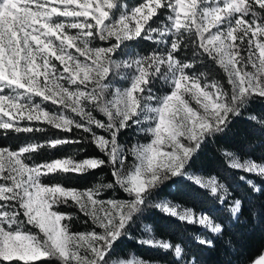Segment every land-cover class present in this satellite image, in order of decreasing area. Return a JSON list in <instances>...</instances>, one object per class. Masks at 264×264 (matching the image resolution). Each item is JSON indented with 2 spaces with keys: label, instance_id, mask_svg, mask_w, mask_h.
<instances>
[{
  "label": "snow or ice",
  "instance_id": "snow-or-ice-1",
  "mask_svg": "<svg viewBox=\"0 0 264 264\" xmlns=\"http://www.w3.org/2000/svg\"><path fill=\"white\" fill-rule=\"evenodd\" d=\"M161 18L162 26L152 27ZM97 38L107 46L91 47ZM137 40L163 45L164 51L117 58L127 42ZM242 46L247 56L241 54ZM190 47L193 59L178 58ZM196 57L221 67L230 93L197 72ZM248 65L254 71H247ZM115 77L127 80L128 86H116ZM158 79L170 89L164 95L153 92L151 85ZM253 96L264 98V0H142L132 7L121 0H0V130L45 131L20 127L19 120H43L64 133L81 130L107 157L114 178L86 190L47 185L41 182L43 176L85 174L106 161L25 162L42 148L87 143L86 136L18 150L0 147V264H44L45 258L60 264H146L111 259L133 215L150 206L152 189L169 177L185 176L202 142L223 132ZM37 97L39 103L34 102ZM46 102L58 112L46 111ZM133 127L151 134V142L123 147L119 137ZM129 155L134 158L131 165ZM232 167L264 178V163L236 161ZM187 179L213 194L222 187L215 178ZM246 182L261 190L252 180ZM102 188H119L128 198L101 199ZM70 202L90 219L91 231L71 230L73 216L58 209ZM155 207L212 233L222 231L204 213L181 211L169 202ZM240 209L236 200L231 212ZM26 226L37 231H26ZM197 240L213 246L211 239ZM140 243L173 251L176 264H199L179 244L154 239ZM249 264H264V253Z\"/></svg>",
  "mask_w": 264,
  "mask_h": 264
},
{
  "label": "trees",
  "instance_id": "trees-1",
  "mask_svg": "<svg viewBox=\"0 0 264 264\" xmlns=\"http://www.w3.org/2000/svg\"><path fill=\"white\" fill-rule=\"evenodd\" d=\"M121 2L132 7L142 0H121ZM118 14L119 12H116L117 16ZM163 22L162 18L156 20L152 27H161ZM91 45L107 46V42L97 38ZM242 47L244 51L241 54L247 56L246 46ZM155 50L163 52L164 46L146 40L130 41L127 42L126 47H122L120 56L117 58L127 59L129 56L135 58L148 55ZM178 58L193 59L191 47L188 51H181ZM196 60V70L207 75V82L218 81L225 91L230 93L231 86L227 76L218 64L206 58L196 57ZM248 67L252 66L248 65ZM113 79L114 82L117 81L116 86L128 85L125 79L120 77ZM151 86L157 95H163L170 90L167 84L160 79ZM35 100L39 101L40 98L37 97ZM43 106L48 110L58 112L57 106L51 103L46 102ZM93 114L98 119H103L102 114L98 112ZM230 119L231 123L223 132L206 138L202 142L201 147L186 165L185 176L169 177L151 190L148 197L150 206L133 215L127 234L115 244L111 259L137 255L147 260L176 264L173 251L140 243L148 239L166 241L173 245L179 244L186 254L197 257L199 264H248L262 253L264 250V178L247 173L243 169L233 168L232 163L233 157L240 160L252 158L264 163V98L253 96L241 109L240 114ZM18 124L20 127L44 128L45 131L17 133L10 130L5 133L0 130V147L19 149L28 144L44 143L52 139L89 137L88 142L83 144H64L56 148H42L25 160L28 164L44 163L58 157H70L75 160L96 157L106 161L101 167L85 174L55 173L43 176L41 178L43 183L61 184L79 189L113 183L111 165L107 163V157L90 142L89 134L76 129H73L72 133H64L43 120L39 122L20 120ZM143 127H147V124ZM94 131L98 135L105 134L99 129H94ZM150 138L151 134L133 127L125 131L119 137L118 142L126 149H130L133 145ZM133 161L134 158L129 155V165ZM192 172L215 175L217 183L222 186L221 189L213 194L210 190L196 185L187 179ZM247 180H252L261 190L254 191L246 182ZM101 195L119 199L128 198L127 194L119 188L115 191L102 188ZM162 198H167L180 207H189L196 213L205 211L214 223L221 225L222 231L212 233L203 226L188 224L176 216L162 212L155 207V204L159 203ZM235 200L241 202V209L233 215L231 208ZM58 209L73 216L74 219L70 225L72 231L92 230L90 219L71 202L68 205H59ZM25 230L32 233L37 231L31 226H26ZM197 238L211 239L213 246H202ZM44 264H60V262L55 258H45Z\"/></svg>",
  "mask_w": 264,
  "mask_h": 264
},
{
  "label": "rangeland",
  "instance_id": "rangeland-1",
  "mask_svg": "<svg viewBox=\"0 0 264 264\" xmlns=\"http://www.w3.org/2000/svg\"><path fill=\"white\" fill-rule=\"evenodd\" d=\"M135 6V5H134ZM119 15V14H118ZM74 32H75V30H71V33L72 34H74ZM91 47H106V46H103V45H97V46H95V45H91ZM70 51H72V53L74 54V55H78V54H76L75 53V51H74V49H72V50H70ZM57 64H58V62H57ZM59 66V65H58ZM247 71H249V72H251V71H254V69L252 68V67H248L247 68ZM203 84V83H202ZM128 86V85H127ZM127 86H124V87H127ZM120 87V86H119ZM121 88H123V87H121ZM170 91V90H169ZM4 94H10V90H8V89H5L4 90ZM164 94H166V93H164ZM163 94V95H164ZM34 102H36V103H39V101H37V100H35ZM192 103V106L193 107H195L196 105H195V102H191ZM42 107L46 110V111H48L49 113H57V111H51V110H48L47 108H45L43 105H42ZM26 114V113H25ZM5 119H7V117H5ZM20 121V120H19ZM19 121H18V123H19ZM151 142V138L150 139H148L147 141H145V142H142V143H139V144H147V143H150ZM8 148V147H7ZM11 149V148H10ZM11 150H18V149H11ZM68 158H70V157H58V158H55V159H52L51 161H47V162H44V163H49V162H53V161H55V160H57V159H60V160H64V159H68ZM86 158H96V157H86ZM86 158H83V159H86ZM72 159V158H71ZM83 159H81V160H83ZM97 159V158H96ZM75 160V159H74ZM249 160H251V161H255V160H253L252 158H245L244 160H240V159H238L237 157H233V162H236V161H238V162H240V163H244L245 161H249ZM77 161H79V160H77ZM255 162H257V163H261V162H258V161H255ZM44 163H38V164H44ZM29 165H33V164H29ZM191 175H196V176H201V177H203V178H205V179H208V178H215V180H216V176L215 175H213V174H204V173H199V172H192L191 173ZM217 181V180H216ZM42 182V181H41ZM43 183V182H42ZM45 184V183H44ZM47 185H53V184H47ZM65 187H67V186H65ZM73 188H75V187H73ZM89 188H93V187H89ZM77 189H79V188H77ZM86 189H88V188H83V189H80V190H86ZM100 198L101 199H112L113 197H108V196H102V195H100ZM114 199H119V198H114ZM236 201V200H235ZM235 201L233 202V204H232V206H234V203H235ZM160 202H169L170 204H172V205H174V206H178L177 204H175V203H173V202H171L169 199H167V198H162V199H160V201H159V203ZM178 208H179V210H183V209H191V208H189V207H180V206H178ZM192 210V209H191ZM193 211V210H192ZM62 212V211H61ZM199 213H203V212H201V211H199L197 214H199ZM204 214H206V215H208L207 213H204ZM209 216V215H208ZM210 217V216H209ZM211 218V217H210ZM211 220H212V218H211ZM213 221V220H212ZM214 223V222H213ZM216 224V223H215ZM26 231H28V230H26ZM87 231H91V230H81V231H74V232H87ZM262 253H264V250L262 251ZM261 253V254H262ZM258 257H259V255L255 258V259H258ZM112 260H131V261H135V260H142V261H144V262H146V264H169L168 262H156V261H152V260H147V259H144V258H142V257H140V256H137V255H131V256H129V257H118V258H113ZM249 264V263H248Z\"/></svg>",
  "mask_w": 264,
  "mask_h": 264
},
{
  "label": "built area",
  "instance_id": "built-area-1",
  "mask_svg": "<svg viewBox=\"0 0 264 264\" xmlns=\"http://www.w3.org/2000/svg\"><path fill=\"white\" fill-rule=\"evenodd\" d=\"M201 212L205 213L204 211H201Z\"/></svg>",
  "mask_w": 264,
  "mask_h": 264
}]
</instances>
